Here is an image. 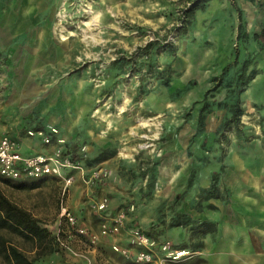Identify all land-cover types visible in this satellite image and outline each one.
I'll use <instances>...</instances> for the list:
<instances>
[{"label":"rangeland","instance_id":"obj_1","mask_svg":"<svg viewBox=\"0 0 264 264\" xmlns=\"http://www.w3.org/2000/svg\"><path fill=\"white\" fill-rule=\"evenodd\" d=\"M197 1L55 0L52 33L57 47L68 50V66L46 73L44 81L51 90L47 104L57 118L55 125L66 114L76 123L70 134L66 122L60 127L63 134L53 138L47 153L60 147L61 156L76 166L63 169L72 184L61 198L58 177L0 176L2 192L49 230L45 246L0 230L37 264H84L80 254L89 255L83 251L91 243L60 216L61 205L90 232L99 228L97 198L115 199L127 225L162 240L168 238L165 230L177 226L172 223L188 217L185 205L213 208L205 204L211 185H216L217 197L228 199L229 186H218L231 172L237 175L238 162L246 176H256L264 199V43L253 38L264 28V0H210L186 21L182 10ZM233 4L242 10L245 36H238ZM246 61L248 79L238 93ZM78 99L82 104L76 106ZM237 99L243 110L238 128L225 124ZM203 105L205 126L199 130ZM26 123L37 128L40 121L31 115ZM52 125L46 129L54 126L59 133ZM10 132L4 134L12 136ZM23 137H29L27 131L13 139L20 145ZM102 151L110 157L94 161ZM169 155L176 158L170 170L180 171V176L176 182L161 183L159 171ZM206 184L209 187L203 188ZM72 201L85 202L86 215H80ZM187 224L193 255L168 264L198 256L194 251L201 233L191 232L195 223ZM110 251L126 259L112 247ZM102 253L89 255L95 260L88 264H105L98 260L109 254ZM0 264H10L1 253Z\"/></svg>","mask_w":264,"mask_h":264},{"label":"crops","instance_id":"obj_2","mask_svg":"<svg viewBox=\"0 0 264 264\" xmlns=\"http://www.w3.org/2000/svg\"><path fill=\"white\" fill-rule=\"evenodd\" d=\"M54 7L55 0H0V137L10 128L12 136L8 133L7 135L19 140V133L36 129L48 130L46 128L55 125L54 122L57 121L50 109V103L47 104L51 90L47 87L44 77L54 67L58 69L68 66L65 59L68 50L57 47L59 45L54 42L51 26ZM78 101L80 99L75 100L76 106L82 104ZM48 113L51 114L47 116ZM31 115H36L40 121L37 128H33L34 125L31 123H26ZM68 115L58 118L59 122L55 125L59 130L58 136H62L61 128L65 122L68 134L76 123L74 119L70 120ZM2 120L8 121L9 124ZM34 138L35 136L21 138L18 151L25 153L29 150L28 154L20 152L22 155L49 152L39 137ZM26 139H29V144L25 145L23 141ZM175 163L176 158L170 155L164 159L159 171L161 183L176 182L179 178L180 171L170 170L171 164ZM235 168L237 175L234 176L231 172L229 180L224 178L218 186L221 188L229 186L230 195L227 200L219 197L206 199L205 204L212 205V209L184 206L183 212L193 220L191 223L204 221L212 224L213 228L204 233L200 232V246L194 251L198 256L183 264H264V199L260 197L256 176L254 177L252 173H249L252 178L246 176L240 162L235 164ZM227 172L229 173L230 169ZM207 187L209 184L203 188ZM108 200L109 204L103 213L110 215L118 211V203L115 199ZM77 202L75 204L72 201L71 205L79 208L80 215H86L85 202ZM96 218L100 221V218ZM83 226L85 227L84 224ZM189 228L180 224L165 230L164 234L171 238L172 242L181 241L183 244L185 242L186 245L178 247L190 250L187 245L190 237ZM193 231L194 229L191 230ZM172 233H180V236H172ZM115 241L123 246L128 244L125 235L111 237L108 240L100 239L95 244H89L83 253L94 256L96 253L102 255V252L109 254L107 259L98 260L99 263L103 261L105 264H136L122 257L118 259L116 257L118 255L110 251ZM89 255L80 254L87 260L84 264L90 263L91 259L95 260L93 255L91 257ZM61 264L72 263L65 260Z\"/></svg>","mask_w":264,"mask_h":264},{"label":"built area","instance_id":"obj_3","mask_svg":"<svg viewBox=\"0 0 264 264\" xmlns=\"http://www.w3.org/2000/svg\"><path fill=\"white\" fill-rule=\"evenodd\" d=\"M58 131L51 127L48 130H28L29 137L38 136L45 146H52V141ZM59 143L62 139H56ZM62 149L57 147L51 153L22 155L18 151V142L8 135L0 137V176L7 179L25 177H43L52 175L62 180L61 198L66 195L72 184V177L64 174V168H76L68 158L62 157ZM109 201L107 198L94 202V208L100 216L98 232H88L81 224L78 225L75 216L65 207L61 206L60 216L64 217L70 227L85 235L91 244L99 238L118 237L125 235L128 238L126 246L115 241L112 249L124 258L136 264H167L180 261L193 255L187 248L176 246L169 239L156 240L142 229L127 225L126 213L121 210L113 215L103 214Z\"/></svg>","mask_w":264,"mask_h":264},{"label":"trees","instance_id":"obj_4","mask_svg":"<svg viewBox=\"0 0 264 264\" xmlns=\"http://www.w3.org/2000/svg\"><path fill=\"white\" fill-rule=\"evenodd\" d=\"M210 0H198L193 6L187 7L182 10L183 16L185 20L188 21L189 17L192 13L197 9H203L205 5ZM235 7V11L237 13V31L238 36L243 35L245 36L244 31V20L242 16V10L233 4ZM253 38L261 43H264V28L258 33L253 34ZM173 45L172 43L169 44V48ZM168 47L166 49H168ZM236 61V58L234 59ZM250 61H246L243 64V72L240 76V87L238 89V93L242 92L245 89V85L247 83V75H245V70L248 66ZM225 70V68L223 69ZM206 107L203 105L198 113V129L203 130L205 126V118H206ZM243 114V110L240 107V101L237 99L234 105L231 108V114L228 120L225 122L227 125L235 126L238 128L240 123V117ZM110 155L107 151L100 152L95 158L94 161L101 162L108 159ZM153 183H150L149 187L152 186ZM205 197L208 199L210 197H217V189L216 185H211V188L205 194ZM189 217H186L182 221H175L172 225H180V224H187L191 222ZM196 222V221H195ZM212 224L204 222V221H197L196 226L194 228L195 233H204L206 230H212ZM0 230H8L11 233L17 234L22 236L23 238L34 242L37 246H45L46 240L49 237V230L42 226L39 220L34 217L28 210L20 207L16 203L12 202L0 189ZM149 235V234H148ZM150 236V235H149ZM57 244V243H56ZM199 245H197L198 247ZM50 249L53 247L49 246ZM0 253L8 260L10 264H37L34 259H31L27 256L25 251L18 248L11 242H9L5 237L0 235Z\"/></svg>","mask_w":264,"mask_h":264}]
</instances>
